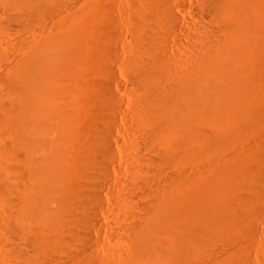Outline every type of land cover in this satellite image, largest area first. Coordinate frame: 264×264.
Instances as JSON below:
<instances>
[{"label":"bare ground","instance_id":"bare-ground-1","mask_svg":"<svg viewBox=\"0 0 264 264\" xmlns=\"http://www.w3.org/2000/svg\"><path fill=\"white\" fill-rule=\"evenodd\" d=\"M0 1L3 13L24 17V21L19 23L22 31H28L30 18L45 20L46 24L45 33L39 32L36 38L17 39L12 47L16 53L11 52L12 55L7 56V64L0 68V159L7 162V165L6 162L2 165L0 161V204L3 210L8 211L1 215L0 224L3 226H0L6 227L8 238L22 241L24 247L32 248V252L41 258L32 260L30 255L27 256L28 248L24 252L23 248L16 247L12 252L14 256L11 255L20 263L60 264L57 263L59 256L56 258V252L75 247L74 253L79 254L74 258H82L79 264H89L93 260L89 263L87 260L98 255L94 247L99 241L93 236V231L101 227L98 214L102 211V195L109 192L112 176L107 165L114 162L111 146L115 141L113 123L106 125L109 113L105 109L104 98L108 97L117 105V111L123 114L122 105L103 84L83 81L75 85L68 73V63L66 65L48 51L49 44L63 40L69 28L67 24L77 15L69 9L62 16L64 11L62 14L59 11L62 0ZM129 1L133 5L129 24L133 26L139 47L134 41L136 45L132 47L137 49H132L133 53L130 50L133 55L128 58L124 55L121 68L123 73L128 72L130 84L143 89L144 99L138 102L146 106L143 108L145 111H137L138 114L134 111L132 116L136 115L134 123L140 127L136 126L141 132L138 140L142 147L156 154L143 157L137 149L128 184L116 187L125 195L124 204L130 213L143 210V215H133L138 219L136 224L123 227L132 241L129 258L125 259L128 263L125 264H217L219 256L214 255L215 245L218 241L234 242V239L241 242L243 234L239 236L236 227L253 221L249 215L255 214L256 208L251 211L250 207L260 199L252 193L250 200L241 196L244 201L234 202L236 197L233 198L231 212L228 205H222L221 209L227 207L224 211L227 214L211 204L201 215L183 217L177 209L181 195L197 188L203 176L212 172L208 169L203 174L195 171L185 175V172L182 174L172 168L180 160L186 161V157L201 158L200 155H206L216 148L214 146L219 144L217 148H220V143L235 137L238 139L242 129L250 124L249 102L237 95L242 93L239 91L242 80H256L255 85H251L252 95L261 90L260 84L264 82V65H257L253 72L248 69L259 56L255 42L248 34L249 19L257 16L259 8H264V0H200L202 6L193 8L191 14L196 24L188 23L177 15L172 0ZM177 1L182 2L181 7L185 8L182 0ZM59 13L60 20L57 18ZM149 18L155 20L158 29L147 22ZM106 32L105 35L110 34ZM132 37L135 39L134 35ZM103 51L104 54L101 52L95 56V63L104 71L103 64L108 58L107 51ZM87 93H90L89 103L85 98ZM262 111L259 113L264 115ZM110 117L113 120V116ZM263 154V157L255 156L258 157L254 161L257 165L253 164L255 168L246 172L252 174L241 181L250 191L254 184L264 180ZM145 162L157 167L156 172L162 176L161 185H155V178H159L156 173V176L152 173L153 177L145 175L142 167ZM129 192L133 193L134 199L129 198ZM252 225L250 228L247 226L248 231L257 230ZM249 232L248 235L252 236L255 231ZM237 236L241 239L236 240L239 239ZM225 256L222 258L226 259ZM244 257L240 260L238 256L239 264L249 258ZM224 264L236 263L230 260Z\"/></svg>","mask_w":264,"mask_h":264},{"label":"rangeland","instance_id":"rangeland-1","mask_svg":"<svg viewBox=\"0 0 264 264\" xmlns=\"http://www.w3.org/2000/svg\"><path fill=\"white\" fill-rule=\"evenodd\" d=\"M182 1L184 2L185 8L181 7L182 2L177 1V0H172L175 13H177V15L183 17L184 21L191 23V24H196V23H194L193 19H191V14L193 13L192 12L193 8L202 6V2H201L202 0L201 1L200 0H182ZM87 4H89V6ZM87 6H88V8H87ZM132 6H133L132 2H130L129 0H62L61 9H59L60 13L64 11L63 14L61 13L62 16L66 15V13H68L67 10L70 9L69 11L77 13L76 16H78V17L75 16L71 22L67 21V23L70 22L67 24L68 25L67 27H69V28L66 30L63 40L54 41L53 43L49 44L47 47L48 51L51 52V53L49 52L51 55L59 57L60 59H62L65 62L66 65L68 63V66H67L68 73L71 76L73 83L75 85H80L79 82L82 84L83 81H87L89 84H91V83L92 84H94V83L103 84L109 89V92L111 93V95L113 97H115L117 100H119L120 104L122 105L123 114L121 112L117 111V109H116L117 105L114 103L115 106H113L114 105L113 102L108 97L105 96V98H104V100L106 101V102L104 101L105 102L104 104L107 105V106H105V109L108 110L107 112L109 113V114L105 113L106 115L107 114L109 115L108 118L105 115L106 116L105 118L108 119V120L105 119L106 125H108L109 123H113L112 133H113V136L115 138V141H112L111 146L113 148L114 162H113V165H109V164L107 165L108 167H110L109 170H110L112 176H111L110 186L108 187L109 192H104L102 195V202H103L102 211L98 214L99 219L101 221L100 222L101 227L96 228L93 231V236L99 241L97 243V245H95V247H94L96 252L98 253V255H96L95 257L89 256L90 259H88V257L86 258V260L88 259L87 260L88 263H89V260L90 261L93 260L92 261L93 263L91 262L92 264H117L118 262L121 264L122 263L125 264V262L128 263L127 257L129 258V256H127V255L130 254L129 249H131L132 241H131V236L127 235L128 232H125L124 229L127 226H132L133 223L136 224L138 222V219L137 218L134 219L133 215L137 213L136 214L137 216H139V215L141 216V215H143V212H142L143 210L139 209L141 213L138 210L137 211L135 210L134 213H130V209H128L124 204L125 199H126L125 195L122 192H120L119 190H116V187H124L128 184V178L132 174L133 160L137 154V152H136L137 149L139 150V153L143 157H154L156 154V153L146 149L145 147H142L140 141L138 140V138L140 137V133H141L140 131H138L140 127L134 123V122H136L135 121L136 115L132 116V114H135L137 111H138V113L145 111L143 109L145 105L143 103H141V101L144 99V95H143L144 92L142 91L143 89L140 86H137L135 84H134L135 86L130 84L131 82L129 81L128 72H126L127 74L125 73V71L123 73V71H122L123 68H121V63H124V60H125V59H122L124 57V55L127 58L129 57L130 54L133 55L132 53L134 50H132V49H135V47H132V46H133V44H135L134 41H136V44L138 43V40L135 37V32L133 30V26L129 24V20H131V18H132L131 17L132 16L131 10H133ZM82 7H83V9H81ZM263 7H264V5H263ZM0 8H1V1H0ZM259 9L260 10H257L258 11L257 16H254V17L252 16L249 19V20H251V24L249 26L248 34L253 38V40L255 42L256 52L259 53L257 62L253 61L248 68L249 70L251 69L252 72L255 71L254 68L257 65L258 66L264 65V62H263L264 57L262 58V55H264V8H259ZM261 9H262V11H261ZM60 13H59V16L57 17L59 20L61 19ZM153 20H152V18H149L147 20V22L150 25L153 24L154 26H152V27L155 28L158 24H155L156 22H155V20L154 21ZM23 21H24V17H22L20 15H15V14L7 15L0 10V68H1V66H4L5 64H7V62H8L7 60L9 58V56L12 55L11 52H13V54L16 53L13 51L15 49L12 50V47H13L14 42L17 39L23 38V39L31 40L32 38H36V35L39 32L45 33L44 32V30H45L44 28L46 26L45 20H40V19L38 20L36 18H30V20L28 21V26H29L28 31H22L21 30L19 23H21ZM151 22H153V23H151ZM158 27L159 26H157L156 29H158ZM108 30H109V32H108ZM111 31H112V33H110ZM105 32L110 33V34L105 35ZM111 34L113 35L112 38L110 37V36H112ZM115 34L117 35L116 37H114ZM132 35H134L135 39H133ZM108 36H109V38H108ZM107 38H108V40H106ZM109 39H111V40H109ZM102 43H103V45H102ZM138 44H137V48L139 47ZM101 45L102 46L105 45V48L104 47L102 48ZM100 49H102V50H100ZM136 49H135V51H136ZM103 50H106L108 52V53L105 52L107 55L106 58H108V59L105 60V62L103 64V66H105L104 69H106L104 71L101 69V67H98V65H96V63H95V61L97 60V57L101 54V52H103L102 54H104ZM108 50H111V51H108ZM130 50L132 53L130 52ZM94 51L96 53H94ZM112 51H114V53ZM110 52H111V54L109 55ZM91 54H92V56H91ZM7 56H8V58H7ZM89 56L91 58H89ZM95 56H97V57H95ZM92 58L94 61L92 60ZM110 61H111L112 68H109V66H111ZM92 62H93V64H92ZM91 64H92V66H91ZM123 65L124 64H122V66ZM106 66H107V68H106ZM95 71H97V72H95ZM104 72H105V74H102ZM106 75H108V76H106ZM84 77H85V80H84ZM254 82H256L255 79L254 80L250 79V80H245V81L242 80L243 85H242V87H240L239 91L242 92L243 94L238 93V95H237L239 98L243 99L244 101L249 102V107H248L249 110L248 111L251 110L249 112L250 113L249 115L250 116L252 115V117H250L251 121L249 120L248 123H250L252 127L249 126L250 124L247 125L249 128L245 127L244 129H242L241 134L238 135V136H240V135L241 136L238 139H237V137H235L232 140L225 141V143L223 142V144L220 143V145H221L220 148H217V147H219L218 146L219 144L214 146V147H216L215 149H212V148H214L212 146V148H211L212 150L209 153H207L206 155L204 153L203 154L204 156L200 155L201 158H199L198 156H196V157L193 156V158H192V156L186 157V161H185V159H184V161L180 160L172 168L174 171L180 172L182 174H184V172H185V175H188V174L190 175L195 171H196L195 173L198 172V174H203L208 169L211 170V172H212L210 175L203 176V179L200 180L198 187L195 188L194 190H191L192 192L186 191L181 195V204L179 205V208H177V209H178V212L183 217L189 216V218H190V217H196L198 215H201L204 211L208 210V208L211 204H214L215 207L217 206L216 207L217 210L222 212V213L226 212L227 207L229 209L228 211H230V210L232 211L231 204L233 203V198L236 197L234 199V202H236L235 200L239 201V199L241 201L243 199V198H241V196L242 197L245 196L244 198H248L250 200L252 193H254L256 195V197L261 200L260 201V200L256 199L258 201H254L255 205L252 203L254 206L250 207L251 211L254 210V207L256 208L253 211V212H255V214L250 211L252 214L249 215V217L251 216L250 219L252 218L251 220H253V221H251V223H250V221L248 219V221L251 225L254 223L252 225V227L257 228V230H255V229L253 230V232L255 231L254 232L255 234L249 230L254 235L253 234H252V236H251V234L248 235L249 231L247 229H248L250 224L248 222H245L246 224L243 223L241 226H238L240 229L238 227H236V230L239 233V236L242 234L244 235V236L242 235L241 237L245 240V243H243L244 240L239 238V236H237L239 239H236V240L241 239V242L235 241V239H234L235 243L232 240L230 242L226 241L227 243L225 241H218V243L215 245L216 246L215 247V253L216 254L214 253L215 257L219 256L216 258L217 264H221V262H222V264H224L225 262H228L230 260L232 263L235 262L236 264H239V262H240L239 259L241 260L244 256H246V257H244L245 259L247 257H249V258H247V261L244 259L245 263L241 262L242 264H262V263L264 264V261H263V259H264V254H263L264 253V199H263L264 198V180L262 181L263 183L257 182L256 184H254V186L251 188V191H250L249 187L246 186L247 184L245 185V183L243 182L245 185V187H243L244 185H242L243 183L241 182V181H244L245 178L247 179V175L250 176L252 174V173L247 174L248 172H250L248 170H250L251 168L254 169L255 166L257 165V162H256V164H254L255 163L254 161H256V158H258V157L255 158V156L257 154H258L257 156H262L261 153L263 154V151H264V118H263L264 115L259 113L260 111H262L264 109V107H262V106H264V103H263V101H264V97H263L264 96V89H262V88H264V82H262L260 84V85H262L260 88L261 93H260V91H258V92H256L255 95H252V93L254 94V92L251 90V85L253 87L255 85ZM245 86H247V87H245ZM135 87H137V88H135ZM138 87H140L139 90H138ZM259 94H261V95H259ZM87 96H88V98H87ZM139 96L141 97V99H139ZM241 96H243V97H241ZM259 96H260V100L258 99ZM85 98H86L87 102L89 103L88 100L90 99V93H89V95L87 93ZM254 99H256V100H254ZM138 100H141V101L138 102ZM253 101L254 102L257 101L258 103L256 102L257 104L256 103L254 104ZM134 102L135 103L137 102L136 104L142 105L143 107H141V106L139 107L138 105L136 106V104ZM261 103H262V106H260ZM256 105L258 107L260 106L261 108L260 107L255 108V107H257ZM109 106H111V107H109ZM112 106H113V108H112ZM109 108L110 109L112 108L111 110H113L112 113L114 115H112L111 110L109 111ZM140 109H142V110H140ZM145 109L147 110V108H145ZM134 111H135V113H133ZM255 111L258 112V115L256 114ZM262 112L264 113V111H262ZM138 113H136V114H138ZM254 114H255V116H253ZM110 115L113 116L112 117L113 120L111 119ZM259 115H261V116L263 115L262 118L259 119L258 118ZM256 116H257V118H256L257 123L255 122ZM261 116H259V117H261ZM252 119H255V120H252ZM136 126H138L139 128ZM245 130L247 132H244ZM246 134H247V136H246ZM248 135H250V136H248ZM241 138H242V140H241ZM244 138H246V139H244ZM231 141H233V142H231ZM229 142H231L232 144L231 143L229 144ZM237 142H239V143H237ZM244 142H248V143H244ZM223 145H225V146H223ZM226 146H228V148H226ZM223 147H225V148L223 149ZM229 148H231V149H229ZM220 149H223V150H220ZM252 153H254V154H252ZM206 156H208V157L206 158ZM247 156H249V157H247ZM188 158H191L194 161L191 159H188ZM204 158L206 160H204ZM249 158H250V160H249ZM198 159H199V161H198ZM220 159H223V160L221 161ZM201 160H203V161H201ZM214 160H218L220 163H218V161L216 162ZM0 161H1V164L3 163L2 165H5L4 164V162H6L5 160L0 159ZM230 162H232V163H230ZM203 163H205V164H203ZM214 163H215V165H213ZM245 164H247V165H245ZM251 164H252V166L250 167ZM253 164L255 165L254 167H253ZM6 165H7V162H6ZM227 165H228V167H227ZM247 166H249V167H247ZM262 166H263L262 169L264 170V165H262ZM142 167H143V170L146 171V173H145L146 176H149L150 174H151L150 176H152V173H154V175H155V173L158 175V176L155 175L156 177H159L157 180L154 177L155 178V185H161L162 184L160 182V180L162 181V178H161L162 176L159 174V172H156V171H158V169L155 165H151V164H148L145 162L142 165ZM244 167L245 168L247 167V168L245 169ZM154 168H155V171H154ZM200 168H201V170H200ZM151 169H152V171H151ZM198 169H199V171H198ZM147 171L149 174L147 173ZM241 174H243V175H241ZM237 175H238V177H237ZM227 180H229V181H227ZM238 185H239V187H238ZM218 187H220V188H218ZM254 187L256 188V191H255ZM232 188H233V190H232ZM213 189H215V190H213ZM248 189L250 192H248ZM252 190H254V191L252 192ZM222 191H224V192H222ZM258 192H260V193H258ZM238 194H240V195L238 196ZM212 195H215V196H212ZM229 195H230V197H229ZM232 195H234V196H232ZM237 196H238V199H237ZM246 196H249V197H246ZM228 197H229V199H228ZM129 198L134 199L133 193L131 194V192H129ZM223 199L224 200L226 199V200L224 201ZM248 199H245V200H248ZM243 201H244V199H243ZM226 202H229V203H226ZM222 205L223 206L228 205V206L223 207L221 209L220 207H222ZM252 208H253V210H252ZM6 212L8 213V211L3 210V208L0 204V221L2 220L1 215H3V213H6ZM227 213H225V214H227ZM130 218H132V220ZM253 218L257 220V221L255 220V222L258 224H255ZM129 224H131V225H129ZM0 225L3 226V224H0ZM244 225H245V227H247V226L248 227L245 228ZM251 225H250V227H251ZM2 226H0V264H16V263L17 264H24V263H20L18 260L15 259V257H13L14 255L12 254V252L14 250H16L15 249L16 247L19 249L23 248L24 250L22 249V251H24V252H26L28 250L26 252L27 256L29 257V255H30V259H32V260H34V259H35V261H36V259L38 260L39 257H37L35 252H32V250H33L32 248H29L26 246L24 247L23 246L24 243L22 241L15 240V239L12 240V239L8 238L7 232H6L7 230H5L6 227L4 226L5 227L4 228ZM123 227H125V228H123ZM242 228L246 229V232L243 233V231H245V230H243ZM122 229H123V231H122ZM245 234H246V236H245ZM227 244H228V246H227ZM21 246H23V247H21ZM233 246H234V248H233ZM26 248H28V249H26ZM73 248H75V247H73ZM73 248L72 249L69 248L71 253H69L68 249L66 250L68 253L65 251V249H61L60 251H57L56 252V254H57L56 258H58V256H59V259H57V263H60V264H69L70 263V264H72V262H73V264H74L76 262L77 264H79L80 261H82V258H81L82 256L80 257L81 260L80 259L76 260V258H74V255L76 257L77 254H79V253H77V252L74 253L77 249H73ZM25 249H26V251H25ZM217 249L219 250L218 252H217ZM245 252L247 255L246 254L243 255ZM66 253L68 255L70 254L69 256H71L72 259H75V260L71 262V260H72L71 257H69ZM229 253H231V254H229ZM239 253H240V255H239ZM71 254H73V255H71ZM64 255H65V257H64ZM242 255H243V257L241 258ZM124 256H125V258H124ZM223 256H225L226 259L222 258ZM229 256H230V258H228ZM238 256H239V259H238ZM39 259H41V258H39ZM125 259H127V260H125ZM220 259H221V261H220ZM116 260H118V262ZM123 260H124V262H123ZM61 261H62V263H61ZM91 263H89V264H91Z\"/></svg>","mask_w":264,"mask_h":264}]
</instances>
